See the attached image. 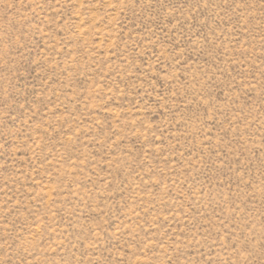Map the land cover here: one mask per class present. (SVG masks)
<instances>
[{
  "label": "rangeland",
  "instance_id": "obj_1",
  "mask_svg": "<svg viewBox=\"0 0 264 264\" xmlns=\"http://www.w3.org/2000/svg\"><path fill=\"white\" fill-rule=\"evenodd\" d=\"M0 264H264V0H0Z\"/></svg>",
  "mask_w": 264,
  "mask_h": 264
}]
</instances>
